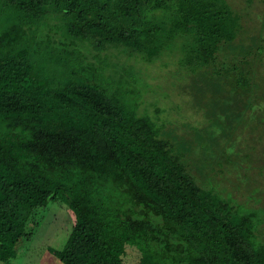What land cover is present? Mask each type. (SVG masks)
<instances>
[{"label":"trees","instance_id":"16d2710c","mask_svg":"<svg viewBox=\"0 0 264 264\" xmlns=\"http://www.w3.org/2000/svg\"><path fill=\"white\" fill-rule=\"evenodd\" d=\"M241 25L228 0H0V263L60 201L72 228L61 249L48 250L63 264H131L128 246L138 264H264V221L197 180L138 102L131 106L139 93L133 82L124 91L129 75L114 80L98 63L113 48L146 64L178 52L189 85L203 75L247 95L233 121L214 112L231 121L229 135L246 111L264 124L254 64L263 48L220 55Z\"/></svg>","mask_w":264,"mask_h":264},{"label":"rangeland","instance_id":"374dc122","mask_svg":"<svg viewBox=\"0 0 264 264\" xmlns=\"http://www.w3.org/2000/svg\"><path fill=\"white\" fill-rule=\"evenodd\" d=\"M228 1L241 16L242 25L237 41L225 47L220 55L236 57L251 50L255 53L261 46V61L254 64L259 70L258 82L264 90V0ZM61 48L57 46L56 50ZM88 48L92 63L99 66L98 63L105 61L106 76L117 80L129 75L122 81L124 91L133 82L140 95L128 97L131 106L135 107L134 103L138 102V114L148 115L160 130L161 138L170 139L175 150L193 166L197 180L224 199L231 200L237 213L255 212L258 219L264 221V124L258 123L254 114L261 115L246 111L242 126L229 135L223 131V126L228 129L236 117L234 112L247 109V95L228 92L226 79L222 83H207L208 77L203 75L195 82L189 78L192 83L189 85L186 72L182 73L180 69L178 52L146 64L137 56L128 57L122 48H113L102 52V60L97 63L92 56L96 51ZM212 85L221 87L216 89ZM199 86L202 88L198 91ZM222 109L229 113L225 116L231 121L212 118L214 112ZM259 111L264 112V105ZM44 209L32 240L22 242L17 248V256L7 264H63L50 254L48 247L61 249L64 246L72 228V212L60 201H52ZM258 233L260 240L264 238V222ZM124 259L138 264L140 253L135 247L128 246Z\"/></svg>","mask_w":264,"mask_h":264}]
</instances>
